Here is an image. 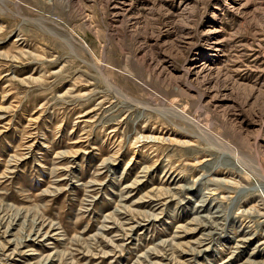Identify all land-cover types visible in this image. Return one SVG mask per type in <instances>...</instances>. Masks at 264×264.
I'll return each instance as SVG.
<instances>
[{
	"label": "rangeland",
	"instance_id": "1",
	"mask_svg": "<svg viewBox=\"0 0 264 264\" xmlns=\"http://www.w3.org/2000/svg\"><path fill=\"white\" fill-rule=\"evenodd\" d=\"M264 0H0V264H264Z\"/></svg>",
	"mask_w": 264,
	"mask_h": 264
},
{
	"label": "bare ground",
	"instance_id": "2",
	"mask_svg": "<svg viewBox=\"0 0 264 264\" xmlns=\"http://www.w3.org/2000/svg\"><path fill=\"white\" fill-rule=\"evenodd\" d=\"M262 244H264V242Z\"/></svg>",
	"mask_w": 264,
	"mask_h": 264
}]
</instances>
